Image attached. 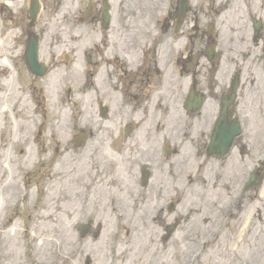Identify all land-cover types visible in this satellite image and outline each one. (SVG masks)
<instances>
[{
  "label": "flooded vegetation",
  "instance_id": "flooded-vegetation-1",
  "mask_svg": "<svg viewBox=\"0 0 264 264\" xmlns=\"http://www.w3.org/2000/svg\"><path fill=\"white\" fill-rule=\"evenodd\" d=\"M1 1L2 14L12 13L10 4H20L18 13L27 25L20 33L28 35L26 41L50 34V43L37 38V58L46 67L43 79L51 74L60 90L58 102L68 100L74 108L57 125L78 130L70 140L80 145L88 164L77 181L92 195L105 179L107 193L113 191L106 200L115 207L117 222L131 225L122 212L124 193L153 201L156 213L141 215L142 226L156 224L182 202L180 195L206 191L202 186L209 183L202 175L208 159L223 163L233 149L239 155L246 151V140L241 143L248 120L240 109L246 95L242 81L249 73L250 53L259 52L261 60L264 52V0H250L241 17L230 0H144L143 5L134 0H43L55 24L40 31H32L34 13L46 10L40 0ZM27 44H20V61ZM254 82L252 77L251 87ZM254 93L257 99L259 90ZM257 110L262 114V107ZM236 128L239 134L231 139ZM240 185L243 194V177ZM186 207L200 213L193 205ZM209 208L204 218L214 216ZM85 217L89 220L80 225V237L93 222L91 212ZM176 221L185 226L180 235L185 240L192 234L200 243L213 242L222 231L219 223L201 233L190 217L171 222ZM170 227L175 229L166 226L165 239Z\"/></svg>",
  "mask_w": 264,
  "mask_h": 264
},
{
  "label": "rangeland",
  "instance_id": "rangeland-1",
  "mask_svg": "<svg viewBox=\"0 0 264 264\" xmlns=\"http://www.w3.org/2000/svg\"><path fill=\"white\" fill-rule=\"evenodd\" d=\"M42 1L46 10L41 13L39 8L36 12L32 31L54 27L49 2ZM134 1L140 5L144 2ZM230 1L234 14L240 17L246 14V6L258 2ZM9 7L12 13L0 11V264H264V52L261 60L259 52L250 53L245 66L249 73L242 81L246 95L240 109L248 120L241 143L246 140V151L239 155L233 149L223 163L218 158L208 159L202 175L209 183L202 186L206 191L198 188L204 192L180 195L182 202L159 216L156 224L149 226L148 221L142 226L141 215L149 218L156 213L153 201L124 193L122 212L131 225L120 226L121 221L116 223L114 217L115 207L106 200L110 191H106L105 179L96 183L99 191L94 190L92 195L77 181L88 164L80 145L70 140L78 130L57 125L62 118H70L74 108L68 100L58 102L60 90L55 89L51 74L45 80L31 75L24 58L18 59L23 52L20 44L28 36L20 31L27 30V25L24 15L18 13L20 4ZM258 8L255 5L253 9ZM37 35L41 43L51 42L50 34ZM252 77L255 82L251 87ZM255 89L259 90L257 99ZM260 107L262 114L257 110ZM259 159L260 167L255 172L258 185L240 193L242 177L247 181ZM59 175L62 178L56 177ZM192 205L202 214L186 210ZM208 208L214 216L204 218ZM89 212L93 222L80 237V225L89 220L84 218ZM218 213L222 217H217ZM188 217L201 233L213 223H219L222 231L215 241L205 244L192 234L185 240L180 237L185 226L171 221ZM166 226L175 229L170 227L165 239ZM201 244L204 253L197 252Z\"/></svg>",
  "mask_w": 264,
  "mask_h": 264
},
{
  "label": "water",
  "instance_id": "water-1",
  "mask_svg": "<svg viewBox=\"0 0 264 264\" xmlns=\"http://www.w3.org/2000/svg\"><path fill=\"white\" fill-rule=\"evenodd\" d=\"M36 16L34 13L33 17ZM27 43L29 44L25 51L24 62L27 68L37 77L41 78L45 75V68L43 65L39 64L37 61V46L35 38L31 37ZM239 134V130L236 128L233 131L231 139Z\"/></svg>",
  "mask_w": 264,
  "mask_h": 264
},
{
  "label": "bare ground",
  "instance_id": "bare-ground-1",
  "mask_svg": "<svg viewBox=\"0 0 264 264\" xmlns=\"http://www.w3.org/2000/svg\"><path fill=\"white\" fill-rule=\"evenodd\" d=\"M256 179H257V176H256ZM252 185H253V184H252ZM245 195H246V194H245ZM245 195H244V196H245ZM244 196H243V197H244ZM243 197H242V198H243ZM240 202H241V201H240ZM119 218L121 219V217L117 216V219H119ZM122 218H123V217H122ZM116 223H118V222L116 221ZM120 226H127V225H126L125 222H122V223L120 224ZM128 233H129V232H128Z\"/></svg>",
  "mask_w": 264,
  "mask_h": 264
}]
</instances>
